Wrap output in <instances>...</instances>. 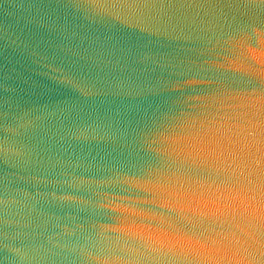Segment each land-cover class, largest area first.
<instances>
[{"label": "water", "instance_id": "obj_1", "mask_svg": "<svg viewBox=\"0 0 264 264\" xmlns=\"http://www.w3.org/2000/svg\"><path fill=\"white\" fill-rule=\"evenodd\" d=\"M264 0H0V264H264Z\"/></svg>", "mask_w": 264, "mask_h": 264}, {"label": "clouds", "instance_id": "obj_2", "mask_svg": "<svg viewBox=\"0 0 264 264\" xmlns=\"http://www.w3.org/2000/svg\"><path fill=\"white\" fill-rule=\"evenodd\" d=\"M250 52H252L253 58L260 59L264 58V52H256L252 49H249Z\"/></svg>", "mask_w": 264, "mask_h": 264}]
</instances>
